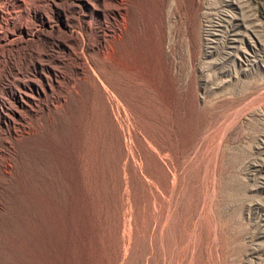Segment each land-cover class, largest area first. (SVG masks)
<instances>
[{
  "label": "rangeland",
  "instance_id": "374dc122",
  "mask_svg": "<svg viewBox=\"0 0 264 264\" xmlns=\"http://www.w3.org/2000/svg\"><path fill=\"white\" fill-rule=\"evenodd\" d=\"M0 7V264H264V0Z\"/></svg>",
  "mask_w": 264,
  "mask_h": 264
},
{
  "label": "bare ground",
  "instance_id": "6f19581e",
  "mask_svg": "<svg viewBox=\"0 0 264 264\" xmlns=\"http://www.w3.org/2000/svg\"><path fill=\"white\" fill-rule=\"evenodd\" d=\"M24 1H25V0H24ZM25 4H26V3H25ZM0 8H1V7H0ZM24 8H25V7H24ZM15 9H16V8H15ZM15 12H17V11H15ZM1 25H2V24H1ZM21 25H22V24H21ZM1 28H3V27H1ZM1 30H2V29H1ZM5 30H6V29H5ZM5 30H4V31H5ZM12 33H13V32H12ZM6 34H8V33H6ZM13 40H14V38H13ZM8 42H9V41H8ZM8 42H7V43H8ZM12 42H13V41H11V43H12ZM7 43H6V44H7ZM12 44H13V43H12ZM16 44H17V43H16ZM2 45H3V44H2ZM3 47H4V46H3ZM9 48H12V47H9ZM4 49H5V48H4ZM2 51H3V50H2ZM2 53H3V52H2ZM0 73H1V72H0ZM25 91H26V90H25ZM27 94H28V93H27ZM21 96H22V95H21ZM24 101H25V100H24ZM27 102H28V101H27Z\"/></svg>",
  "mask_w": 264,
  "mask_h": 264
}]
</instances>
